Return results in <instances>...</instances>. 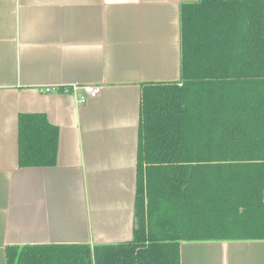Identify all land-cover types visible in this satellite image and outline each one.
Returning <instances> with one entry per match:
<instances>
[{"label": "crops", "instance_id": "obj_1", "mask_svg": "<svg viewBox=\"0 0 264 264\" xmlns=\"http://www.w3.org/2000/svg\"><path fill=\"white\" fill-rule=\"evenodd\" d=\"M195 1L0 0V264L11 246L132 239L141 85L179 81V9ZM21 114L57 128L54 166L19 168ZM179 255L264 264V241L182 242Z\"/></svg>", "mask_w": 264, "mask_h": 264}, {"label": "trees", "instance_id": "obj_2", "mask_svg": "<svg viewBox=\"0 0 264 264\" xmlns=\"http://www.w3.org/2000/svg\"><path fill=\"white\" fill-rule=\"evenodd\" d=\"M180 79L141 85L128 242L6 248L7 264H180L182 242L264 241V0H197ZM18 166L56 163L58 130L18 117Z\"/></svg>", "mask_w": 264, "mask_h": 264}, {"label": "built area", "instance_id": "obj_3", "mask_svg": "<svg viewBox=\"0 0 264 264\" xmlns=\"http://www.w3.org/2000/svg\"><path fill=\"white\" fill-rule=\"evenodd\" d=\"M75 89H77V88L74 87V86L71 87V90H75ZM83 90H84L85 94H86L89 98H95V97H97V96L99 95L101 88L98 87V86H86V87L83 88ZM46 91H47V92L50 91V88H47ZM64 91H65V92H68V91H70V90L65 88ZM81 101H82V102H85L84 99H82Z\"/></svg>", "mask_w": 264, "mask_h": 264}]
</instances>
